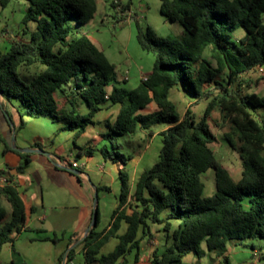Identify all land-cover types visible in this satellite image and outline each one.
Wrapping results in <instances>:
<instances>
[{
  "label": "trees",
  "instance_id": "16d2710c",
  "mask_svg": "<svg viewBox=\"0 0 264 264\" xmlns=\"http://www.w3.org/2000/svg\"><path fill=\"white\" fill-rule=\"evenodd\" d=\"M11 1L0 0V7ZM27 1L23 23H36L30 41L15 40L9 51H0V107L7 121H12L10 106L16 105L21 116L65 122L66 128L76 130V138L103 105L121 104L104 135L111 146L101 148L105 159L122 164L119 206L111 227L103 232L97 231L98 206L97 225L80 242L87 262L127 264L132 251L138 257L143 239L155 238L152 224L162 226L165 243L161 251H153L151 264H196L185 261V256L194 253L200 258L210 250L223 255L230 242L264 238V95L245 91L257 81L247 74L264 66V0H162L161 13L180 24L183 33L162 37L150 26L144 29L138 24V42L155 57L152 72L133 89L114 86L111 91L108 85L115 77V65L81 30L93 19L97 0ZM129 16L125 13L120 20ZM239 30L243 35H238ZM173 88L194 99L183 115L170 97ZM57 93L67 97L72 112H59ZM203 99L207 105L198 121L192 108ZM78 101L89 107L88 114L75 111ZM152 102L157 110L140 112ZM211 120L226 127L225 140L240 154L239 181L211 147L217 140ZM163 123L167 127L158 133L162 142L158 158L140 174L131 191L126 164L133 155L120 151L112 139L145 133L147 140L156 132L153 127ZM0 138L4 152L14 151L21 157L17 172H25L31 152L16 150L10 140L1 134ZM93 151L86 149L89 154ZM209 169H214L216 188L206 196L202 175ZM14 176L9 172L5 182L0 180V251L25 228V204ZM122 220L127 229L118 233ZM112 236L118 238L117 245L101 254ZM74 250L69 251L68 260ZM220 264L232 263L223 256Z\"/></svg>",
  "mask_w": 264,
  "mask_h": 264
},
{
  "label": "crops",
  "instance_id": "0c3cea01",
  "mask_svg": "<svg viewBox=\"0 0 264 264\" xmlns=\"http://www.w3.org/2000/svg\"><path fill=\"white\" fill-rule=\"evenodd\" d=\"M25 2H21L20 11H8L9 5L0 11V51L2 52L9 51L15 40L29 42L31 33L36 29L35 22L28 25L23 23L29 6L28 1L25 0ZM161 15L166 23L174 24L162 13ZM103 21L102 18L97 17L96 11L93 19L82 26L81 30L103 49L111 63L115 65V77L108 85L109 91L114 86L133 89L152 72L155 57L146 54L149 52L144 50L138 42L137 31L132 27L130 17L128 20H124L129 23V31L125 33L121 28V37L124 40L118 47L112 46L100 30ZM11 22L18 25L16 31L12 29ZM240 32L242 30H239ZM179 33V35L183 33V28H179ZM240 34L243 35V32ZM21 69L23 73L26 72L24 67ZM57 99L60 113L68 114L74 110L73 105L64 94L57 93ZM10 108L11 122L16 131V145L20 148H30L32 151H30L31 162L26 171L14 173L13 177L25 204V228L21 232L15 233L12 241L3 244L0 251V264H89L85 257L84 243L80 242L85 237L86 230L91 223L95 192L105 196L107 192H110V182L119 183L121 186V164L112 158L105 159L101 152L103 146H111L104 135L110 131L109 124H113L116 120L121 104L107 103L103 105L102 109L94 116L93 123L89 124L76 138V130L66 128V123L63 121H55L48 116H21L16 105H11ZM157 109V104L152 102L140 112L149 113ZM75 111L86 115L89 113V107L78 101ZM22 120L24 124H22ZM161 130L156 131L151 139L147 138L143 151L126 164L130 173L131 191L134 190L140 174L150 168L158 158V156L152 157L151 149L153 139L155 140ZM0 134L11 141V124L5 118L1 107ZM142 134L145 135V133ZM141 140L143 142L144 138ZM88 148L94 149L92 154L86 152ZM44 151L48 154H45ZM73 161L79 164L78 168H74L79 170V173H73L64 166L65 163ZM21 162L22 159L16 152L10 150L4 152V144L0 138V171L3 173L0 180L7 177L8 173L13 168H17ZM229 171L231 172L230 169ZM238 178L237 181L241 180L240 177ZM97 187H100L99 191ZM119 200L120 194L111 203L106 201L100 203L99 198L100 223L97 231L103 232L111 227L113 214L119 206ZM130 211L128 208L127 212L130 213ZM38 220L43 223L47 221L51 229L43 226L35 228ZM126 229L127 223L122 220L118 233H124ZM152 233L154 232L152 231ZM53 237H56L57 240H53ZM147 238L151 248L144 250L142 241L138 257L136 258V250L132 251L127 256V264H151L153 251L158 248L157 239L156 235L155 238ZM111 242H114L115 248L118 238L110 237L101 248V254L108 253L104 252V249ZM152 246L154 247L152 248ZM73 247H75L73 257L68 260V253ZM203 248H206L205 243ZM246 248L248 245L243 242H230L223 255L215 250H210L204 256L197 257L193 262L196 264H220L223 256L230 257L234 254L236 264H243L236 254L239 252L238 249L245 251ZM252 250L254 258L252 264H264L263 252L254 246ZM78 256H82V259H78ZM243 261L245 264H249L247 261ZM90 264H96V262Z\"/></svg>",
  "mask_w": 264,
  "mask_h": 264
},
{
  "label": "rangeland",
  "instance_id": "374dc122",
  "mask_svg": "<svg viewBox=\"0 0 264 264\" xmlns=\"http://www.w3.org/2000/svg\"><path fill=\"white\" fill-rule=\"evenodd\" d=\"M21 2L26 3L25 0H12V2L7 7L8 11H20L21 9L19 8L21 6ZM127 5L129 6V8L122 10L123 7H126ZM160 6L161 0H97V17H100L104 20L103 25L100 27V30L104 33L105 38L108 40V42L111 43L112 46L118 47L124 40L121 37V28H123L125 33L129 31V23H127L128 21L126 22L123 20L122 22L119 17L127 13L132 15L129 17L130 19H132V27L136 29V31L138 24H140L144 29L147 26H150L153 31L159 36L179 37V28L181 29L182 27L178 23H174L173 25L166 23L163 16L161 15ZM1 10L2 8L0 7V11ZM10 25H12V29L14 31L17 30V24H13L11 22ZM240 33L238 34L239 36H241ZM146 54L153 55L151 53ZM206 55L210 56L209 49H207ZM19 72L21 74L23 73L21 68H19ZM247 76L252 77L254 80L257 81L256 83H253L250 88H246L245 91H254L256 93H259L260 95H264V71L256 69L254 71L249 72ZM170 97L177 105V110L181 115L185 113L189 103L194 101L192 96H186L185 92L182 89L180 91L177 88H173L171 90ZM206 105L207 100L203 99L193 106L192 109L194 110L196 114V119L198 121L202 119L206 109ZM214 117L220 122V116L218 112L214 113ZM210 124L214 133L217 135V140L211 144V147L216 153L217 159L231 170L234 179L238 180V177L242 178L240 154L236 150H233L228 144V142L225 140L223 133L226 127H218L212 120L210 121ZM166 127L167 124L163 123L157 124L153 128L155 131H159L160 129H164ZM141 138H144L143 134L138 133L136 135L115 136L112 141L119 146L120 151L124 153H132L134 157L143 151L144 146L147 143L146 140L142 142ZM161 146L162 142L160 136L157 135L155 140L153 139L151 149L152 157L158 156ZM202 178L205 182V195H211L216 188L214 169H209L202 175ZM109 184L110 192H107L105 196L102 193H98V202L100 198V203H103L104 201H106L107 203H111L113 200H116V197H119L121 191L120 184H114L112 182H110ZM211 191L212 193H210ZM152 231L156 235L158 248H160V250L163 249L165 243V232L163 231L162 226L158 224H152ZM243 243L248 245V248H246L245 251L244 249H238L239 252L236 254L238 258L240 257V262L243 264H245L243 260L247 261L249 264L254 263V258L252 255L253 246H255L257 249L264 253V238L246 239L243 241ZM153 247L154 246H152V248ZM113 248L114 242H111L104 249V252H110ZM142 248L144 250L147 248H151L148 244V238L143 240ZM234 256L235 255L232 254L229 257V260L232 264H236L237 262ZM78 257V259H82V256ZM196 258L197 256L194 253H190L185 256L184 260L187 262H193L196 260Z\"/></svg>",
  "mask_w": 264,
  "mask_h": 264
},
{
  "label": "water",
  "instance_id": "95a60500",
  "mask_svg": "<svg viewBox=\"0 0 264 264\" xmlns=\"http://www.w3.org/2000/svg\"><path fill=\"white\" fill-rule=\"evenodd\" d=\"M0 95H1V91H0ZM10 121V124H11V128H12V137H11V141H12V145H13V148L16 149V150H19V151H22V152H30L32 151V149L30 148H20L16 145L15 141H16V131H15V128H14V125L13 123ZM41 152H43V150H40ZM45 154H48L47 152L44 151ZM69 170H71L73 173H79V170L77 169H74V168H69ZM12 173H17V169L16 168H13ZM97 219H98V192L96 191L95 192V195H94V208H93V213H92V219H91V223L89 225V227L87 228L86 230V233H85V236L90 232V230L95 227L97 225ZM40 226H43L47 229H51V226L50 224L46 221V222H42V221H37V223L35 224V228H38ZM68 252V251H67ZM67 256V254H66Z\"/></svg>",
  "mask_w": 264,
  "mask_h": 264
},
{
  "label": "built area",
  "instance_id": "2783aa9c",
  "mask_svg": "<svg viewBox=\"0 0 264 264\" xmlns=\"http://www.w3.org/2000/svg\"><path fill=\"white\" fill-rule=\"evenodd\" d=\"M259 69H260L261 71H264V66H261ZM145 79H146V78H145ZM64 166H65V167H68V168H70V167H72V168H78V167H79V164H78L76 161H73V162H71V163H65ZM6 179H7V177L3 178L2 181L5 182Z\"/></svg>",
  "mask_w": 264,
  "mask_h": 264
}]
</instances>
